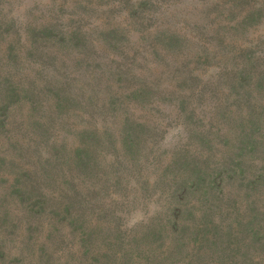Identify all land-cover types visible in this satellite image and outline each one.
Returning <instances> with one entry per match:
<instances>
[{"label":"rangeland","instance_id":"1","mask_svg":"<svg viewBox=\"0 0 264 264\" xmlns=\"http://www.w3.org/2000/svg\"><path fill=\"white\" fill-rule=\"evenodd\" d=\"M0 264H264V0H0Z\"/></svg>","mask_w":264,"mask_h":264}]
</instances>
